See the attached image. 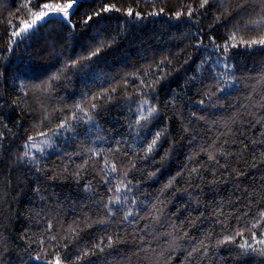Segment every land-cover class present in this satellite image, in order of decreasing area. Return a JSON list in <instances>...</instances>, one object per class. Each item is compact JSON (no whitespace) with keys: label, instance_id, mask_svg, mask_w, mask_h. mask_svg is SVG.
I'll list each match as a JSON object with an SVG mask.
<instances>
[{"label":"trees","instance_id":"16d2710c","mask_svg":"<svg viewBox=\"0 0 264 264\" xmlns=\"http://www.w3.org/2000/svg\"><path fill=\"white\" fill-rule=\"evenodd\" d=\"M37 2L42 5L67 0H33V4ZM24 3L27 0H0V73H3L0 77L3 85L0 87V239L11 251L13 264H47L57 251L62 264H190L187 252L201 240L209 246V257L201 260L195 256V264H264V256L258 252L240 255L237 250L240 243L250 241L248 228L264 206V190L259 183L254 198L245 197L237 202L233 197L231 203L224 188L220 189L221 195H214L207 185L201 184L200 207L196 210L188 204L184 191L188 188L187 176L178 177L171 189L164 190V185L188 163V156L199 152L197 159L206 161L207 156L201 149L228 127L234 137L244 133L246 139L258 142L245 152L239 151V140L225 148L233 153L227 158L230 166L250 173L243 186L248 187L253 177L264 176V165L259 164V154L264 153V143H261L264 142V50L259 46L233 48L230 63L235 66L238 78L235 86L211 95L216 92L217 83L205 80L210 100L196 95L201 87L199 83L181 90V85L193 75L191 69L211 52L204 33L208 32L215 16L221 19L210 34L217 43L222 44L233 31L236 33V40L230 41L233 44L264 35L262 0H210L207 11L199 8V0H79L72 16V23L76 25L74 31L60 20L49 19L35 34L16 44L13 40L21 38L10 39L11 32L22 20H30L32 12L39 11V7H21ZM104 4H115L120 11L104 13L88 25L82 23L85 13L91 15ZM189 7L196 10L191 18L187 15ZM129 8L134 13L140 12L142 18L126 16L124 13ZM160 9L164 11L159 15H150ZM178 11L182 15L176 18ZM197 35L208 45L207 51L197 47ZM93 36L95 40L91 39ZM101 41L111 46L104 47L91 61L84 60L88 67H69L66 75L47 93L32 88L40 81L31 78L46 79L44 75L56 72L65 61L71 65L72 59L79 61L88 56L89 46L95 50L101 46L98 43ZM189 57L191 61L185 64ZM161 61L164 63L157 67ZM29 63H34L35 68L28 73L30 79L14 85V73ZM204 75L202 72L197 76V81ZM142 79L145 83L153 82L154 92L141 86ZM22 83H27L28 87L17 86ZM144 91L155 96L152 103L159 105L164 117L154 122L152 131L164 127L165 121L169 125L167 139L162 141L153 158L147 160L140 158V151L133 150L142 140L126 134L129 119L134 125L133 131H137L135 121L139 114L133 101L140 100ZM173 92L179 93V97L166 105L165 101L172 100ZM97 96H101V100L94 101L93 97ZM201 99H205L204 106L198 103ZM91 102L97 103L95 111L90 108ZM77 104L95 117L93 124L87 123L83 113L78 114L79 119L71 120L77 113ZM193 112L196 118L192 117ZM201 116L203 120L199 119ZM64 118L71 121L72 131L63 130L54 135ZM256 121L261 123L248 126ZM182 127H188L189 131H182ZM40 132L47 135H39ZM30 135L38 148L45 147V141L56 145L55 149L46 148L44 156L36 153L41 167L46 169L42 175L16 160ZM145 136L150 141L147 130ZM122 138L132 147L121 144L117 153L114 151L116 141ZM253 151L258 155V168L251 167ZM165 153L168 155L161 160ZM106 161L109 170L112 164L117 168V172L109 176L111 183L107 186L103 182ZM220 163L224 164L225 160L221 159ZM81 165L84 170L77 180L74 173ZM157 168L160 169L157 175L150 177L148 173ZM125 172L133 185L139 182L133 189L135 198L142 202L139 215L149 217V227L143 232L140 231L143 220L139 224L121 223L125 212L137 210V205L131 203L122 204L108 219L106 227L98 223L107 219L105 210L98 207L101 197L105 203L109 197L115 198V188L118 185L123 188L119 182ZM204 176L206 180L212 179L207 172ZM38 177L43 200L33 192ZM82 185H90L91 190L85 192ZM51 193L54 195L50 196ZM221 199L225 206L219 209L223 214L217 216L214 213ZM156 209H162L160 223L150 219ZM200 213L203 217L193 227L189 220ZM49 223L51 230L47 227ZM25 229L27 236L21 240L19 237ZM73 229L77 232L73 233ZM254 231L257 241L264 238L261 237L264 228L257 227ZM185 232L187 238H183ZM237 232L243 235H236L235 243L216 245L218 240ZM53 236L55 240H51ZM107 236L113 237V246L106 247L103 253L91 254L92 246ZM251 242L254 247H260L255 241ZM84 252L89 255L77 260V255ZM37 254L42 257L40 261L34 259ZM65 256L68 259H64Z\"/></svg>","mask_w":264,"mask_h":264},{"label":"snow or ice","instance_id":"6c2138e0","mask_svg":"<svg viewBox=\"0 0 264 264\" xmlns=\"http://www.w3.org/2000/svg\"><path fill=\"white\" fill-rule=\"evenodd\" d=\"M262 3H264V0H262ZM210 4V0H199V8L204 9L207 11L206 6ZM79 5V0H67V2L64 3H43L40 5L38 2L36 4H33V0H27V3H24L21 5L23 8H28L29 6L39 7V11H35L31 13L32 18L30 20H22L18 27L15 28L11 32V38L14 37H20L21 39L19 41L13 40V43L18 44L19 42H23V39H27L29 35L35 34V31L42 26L44 23H47V21L54 16L60 17V22L64 23L66 27L73 30L75 29L76 25L72 23V16L75 15L76 7ZM214 6V5H213ZM19 11V9H18ZM112 11L119 12L120 9L116 7L115 4H104L98 11L93 12L91 15H88L87 13L84 14V19L82 23L84 25H88L91 21H93L94 18L101 17L104 13H110ZM164 10L160 9V12H154L150 13V15H159ZM195 9H192L191 7L188 8L187 15L189 18L192 17L193 13L195 12ZM261 13H264V8H261ZM128 17H133V15L140 19L141 13L135 12L134 10L129 8L124 13ZM15 15V14H13ZM182 15L181 12H176L175 17L179 18ZM226 15V13H225ZM221 17L215 16L213 18V24L208 26V32L204 33L208 40V44L211 45V52L209 56L202 58L198 64H196L195 68H192L191 71L193 73L192 76L188 77L187 80L183 85H181V90L184 89H190L191 87H194L196 83H199L201 85L200 88L197 89L196 95H203L204 97H207L209 100L211 99V95H215L216 93H223L227 91V89L232 88L235 86V82L238 79L236 77V73L234 71L235 66L230 63L231 61V50L233 48L239 47L241 45L245 46L246 48H252L253 46H259L261 50H264V35L260 36L258 39H251V40H241L238 44L230 43V41L236 40V33L233 31V34L231 36H227L224 39V42L217 43L214 36H212L210 33L213 30L215 24L220 22ZM254 23H260L259 21H255ZM8 25H12V21H8ZM99 35V33H97ZM91 39L95 40L96 36H93ZM114 39V38H113ZM195 39L198 41L197 47L198 48H204L206 51L208 50V45L204 43V40L201 35H197ZM100 43V47H96L95 50H91V46H89V55L86 57H81L80 60L72 59L71 65L67 61L64 62V66L60 69H58L56 72H53L51 75H44L47 78L41 79V78H31L39 80V83H35L32 85V88L39 89L40 91H43L45 93L51 91L53 88V85L56 81H59L61 76H65L67 70L69 67H77L79 65L80 68H86L88 67L87 64H84V60L91 61L93 57H97L102 49L104 47H110V44H105L104 42H98ZM213 56L215 59H213ZM60 57L57 56V60H59ZM167 59V58H165ZM191 57H189V60L185 61V64H188L189 61H191ZM164 61H161L157 64V67H160L161 64H163ZM168 63H171V61H168ZM192 63H195V61H192ZM55 67V65H53ZM35 71L34 63H29L24 68L19 69V71L14 73V76L12 78V82L15 85L17 81L21 80H27L30 79L28 76L29 72ZM205 73V75L197 81V76H199L201 73ZM145 77H147L148 73L144 74ZM3 76V73H0V77ZM205 80H215L217 83L216 92L209 94V91H206V85L204 84ZM141 86L146 89H153V82L151 80L147 81L145 83V80L142 79L140 81ZM3 85L0 84V87ZM21 89L28 87L27 83H22L17 85ZM111 91L115 92V89H112ZM103 95V94H102ZM158 95V94H157ZM172 100L165 101L166 105L174 103L175 99L179 97V93L173 92L172 94ZM110 99V97H106ZM131 99V98H129ZM155 99V96L152 95L149 91H144L142 93V98L138 101H133L137 105L136 111L139 114V119L135 121V127L137 131H133V123L131 119H129L126 128L128 129L127 135L133 136L138 140H142V143L137 144L135 146L134 151H140L142 153L141 159L147 160L150 158H153V154L156 153L159 148L161 147L162 141L164 139H167V136L169 134V125L167 121H165V126L162 128H159L158 130L152 131V128L154 127V122L164 119V117L161 116L160 113V107L158 104L152 103V100ZM93 100H101V96L93 97ZM198 103L201 106L205 105V99H201L198 101ZM77 113L73 114L71 117V120H77L79 119V113H83L84 116L87 118L88 124H93L95 117L93 115H89L88 111H86L84 108H82L79 104L76 105ZM90 108L92 111H95L97 109V103L91 102ZM146 113V114H145ZM182 116V114H180ZM193 118H196L195 112L192 114ZM199 119L203 120L204 117L201 116ZM182 123L184 121L182 120ZM261 121H256L255 123H249V127H255V124H259ZM71 121L68 118H64L59 125H57L56 130H54L53 134L58 135L63 130L72 131V128L70 127ZM262 127H264V124H262ZM147 130V135L151 137L150 141L146 138L145 133ZM182 131L188 132V127H182ZM39 135H47V133L40 132ZM264 135V133H262ZM221 137H224L221 139ZM194 138V137H193ZM0 139H2V133H0ZM239 140V151L245 152L249 149V146L255 147L258 142L256 140H250L245 138L244 133H240L239 135H236L234 137L232 133V129L230 127L226 128L223 132H221L220 136H217L216 140L212 141L210 145L207 147H203L201 149L202 152H204L207 156L206 161H199L197 157L200 155L199 152H197L194 156L190 155L187 157L188 163L185 164V167L181 169L179 172H177L172 178L168 181L166 185H164V190L171 189L177 180L178 177H184L187 176L188 180V188L184 191L187 194L188 198V204L192 205L193 210H196L200 207V197L202 194L201 190V184L207 185L210 192H212L214 195H221L220 189L224 188L225 191L228 193V203L232 202V198L235 197L236 201L239 202L242 198L245 197H251L254 198L256 195V185L259 183L261 186V190H264V176L259 177L258 179L253 177L249 186L244 187L243 182L248 179V176L250 173L245 172L243 170H238L237 168L231 167L230 164L227 162V158L233 153H230L225 150L226 146L230 144L236 143V141ZM219 142V143H217ZM264 143V142H261ZM117 147L114 151L117 153L120 152V145L125 144L127 147L131 148L132 145L128 144L127 141H125L123 138L119 141H116ZM2 146V145H0ZM23 147L22 154H19L16 158L17 163L20 165H30L31 171L35 172L37 174H44L46 172L45 168L41 167V160L37 158L36 153H39L41 156L46 155V148H52L55 149L56 145L55 143L49 144L47 141H45V147H37L35 143V139L33 136H28ZM173 147V145H170V148ZM32 149H35V152L32 151ZM211 149V150H209ZM95 155H100L98 152H94ZM126 154V152H125ZM168 153H165V156L161 157V160L165 159ZM251 160L252 168H258V155L255 151L251 153ZM224 159L225 163L221 164L220 160ZM87 164V161H85V165ZM259 164L264 165V153L259 154ZM133 168H135V164L132 165ZM84 170V165H81L77 171L74 173L75 178L77 180L80 179V176L82 174V171ZM105 176H104V184L107 186L111 183V180L109 179V176L112 174H115L117 172V168L115 164H112L110 167V170L108 169V162H105ZM160 171L159 168L156 169L155 172L148 173L150 177L156 176L157 173ZM207 172L212 176L211 180H206L204 173ZM124 179H122L119 184L123 185V188H121L119 185L115 188V191L117 195L113 199L112 197H109L107 202H103L104 198L101 197V202L98 204V207H101L105 210L107 219L105 220H99L98 223H100L103 226H107L108 219H111L116 212L120 210V206L124 203H131L137 205L136 211H127L123 214V218L121 223L129 222V223H135L139 224L141 220L144 221V226L140 231H144L149 227V217L141 216L139 215V205L142 203L141 201H138L135 198V194L133 192L134 187H137L139 182L137 181V185H133L131 180H127L128 172H125ZM55 179V177H53ZM85 192H88L91 190L90 185H82ZM42 185L39 183V177L37 178L35 182V186L33 188V192L36 195L37 198L40 200H43L44 197L41 195ZM108 191H112L111 188L108 189ZM54 195V193L49 194ZM187 206V205H186ZM225 206V201L221 199L220 204L217 207V212L214 213L217 216L222 215L223 213L219 210ZM162 212V209H156L155 214L150 215L151 221H154L156 223H160V213ZM203 217V213H200L199 216H197L195 219L189 220V223L195 227V224L197 221H199ZM254 222L251 223V227L248 228V231L251 233L250 241H245L243 243H240L238 245V254L240 255H246L249 252H258L261 256H264V238L256 240V232L254 229L257 227L264 228V224H261L262 221H264V206H262L261 211L259 212L258 216L253 218ZM183 224V222H182ZM48 229L51 230L52 225L49 223L47 225ZM73 233L77 232V229L72 230ZM240 235L242 236V232L234 233L233 235L225 236L223 240H218L216 242V245L220 244H226V243H235V236ZM27 236V230L25 229L24 232H22L19 239L23 240ZM188 234L187 232L184 233L183 238H187ZM261 237H264V232H261ZM143 237H141L142 239ZM56 237H51V240H55ZM106 240V243H105ZM251 241H255L257 244L260 245V247H254L253 243ZM43 244V241H41ZM113 237L107 236V237H101L100 241L92 246V253L93 255H96L97 253H103L105 251V248H111L113 246ZM67 247V245H65ZM25 252H27V249H25ZM89 255L88 252H84L81 255H77V260H80L84 257H87ZM198 256L201 260H206L209 257V246L204 243L203 240L199 241L198 243H194L191 249L187 252V258H190V264H195L194 257ZM12 253L6 246V243L0 239V264H13V261L11 259ZM22 259V257H21ZM30 259H33L30 257ZM34 259L36 261H40L42 257L37 254ZM64 259H68L67 256L64 257ZM47 264H62L61 256L59 251L55 252L54 258L52 260L47 261Z\"/></svg>","mask_w":264,"mask_h":264},{"label":"water","instance_id":"95a60500","mask_svg":"<svg viewBox=\"0 0 264 264\" xmlns=\"http://www.w3.org/2000/svg\"><path fill=\"white\" fill-rule=\"evenodd\" d=\"M51 19H56V20H60V17L59 16H54L53 18Z\"/></svg>","mask_w":264,"mask_h":264}]
</instances>
